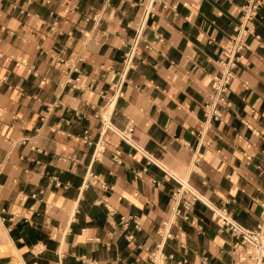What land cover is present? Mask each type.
<instances>
[{"label": "crops", "instance_id": "1", "mask_svg": "<svg viewBox=\"0 0 264 264\" xmlns=\"http://www.w3.org/2000/svg\"><path fill=\"white\" fill-rule=\"evenodd\" d=\"M146 2L0 0V264H255L213 209L261 220L264 0L216 106L246 0H158L117 97Z\"/></svg>", "mask_w": 264, "mask_h": 264}, {"label": "built area", "instance_id": "2", "mask_svg": "<svg viewBox=\"0 0 264 264\" xmlns=\"http://www.w3.org/2000/svg\"><path fill=\"white\" fill-rule=\"evenodd\" d=\"M158 0H147L144 5L143 14L136 27L135 36L129 45L123 57V71L120 75V81L117 86V97L123 96V86L126 82L127 75L135 66V61L141 54V43L144 41V33L149 21L156 16V3ZM263 0H246L241 8L242 22L239 24L234 34L228 42L222 47V58L218 64L220 67L219 74L213 79V88L216 91L214 105L225 101V95L229 91L232 81L237 75L238 65L241 59V53L248 48L246 39L255 31V21L258 18L259 10ZM149 47V46H147ZM216 113V111H214ZM101 118L105 129L115 131L119 137L134 146L133 128L124 130H114L107 114H102ZM164 170V169H163ZM166 174L178 182L179 188L174 193L175 199L182 197L184 194H191L193 200H200V196L188 184L187 181L180 180L176 176ZM214 216L219 226L233 234L239 241L245 243V249L240 254L243 260H251L255 264H264V204L261 214V220L256 228L250 229L233 219L225 210L213 209ZM125 222L127 220L123 218Z\"/></svg>", "mask_w": 264, "mask_h": 264}]
</instances>
